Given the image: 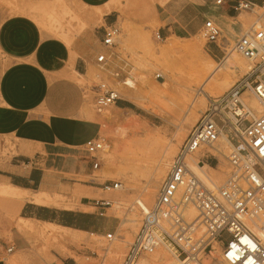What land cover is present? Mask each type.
<instances>
[{
  "label": "rangeland",
  "instance_id": "1",
  "mask_svg": "<svg viewBox=\"0 0 264 264\" xmlns=\"http://www.w3.org/2000/svg\"><path fill=\"white\" fill-rule=\"evenodd\" d=\"M168 2H170L169 6L176 7V11H179L185 5L174 4L178 0H107V4L101 9L90 8L79 0H0V17L5 18L15 14L28 15L42 27L47 35L54 39H60L67 44L71 43L87 27L103 29L111 23L115 25L119 29L115 45L108 49L110 52L103 53L109 56L111 62L105 68L99 65L91 67V77L88 84H107L110 89L116 92L120 99L119 102L123 101L124 105L130 108V110L121 109L117 103L106 107L102 113H98L94 107V99L90 103L92 113L89 114V117L95 118L100 124V137L104 140L105 146L104 150L97 155L100 163L99 168L93 170L92 176L79 177L78 179L83 185L95 187L96 194L94 197L96 201L110 203L109 206L95 205V200L87 203L86 210L98 211V208H101L99 211L105 213L106 218H104V221L102 220V230L97 231L98 229L94 228L85 232L69 226L73 229L54 228L53 231L52 227L42 223L24 221L20 217L22 205H17L15 200L4 198L0 194L1 259L7 257L10 264H122L130 246L139 233L144 217V214L136 209L134 201L136 198H144L149 186L151 172L158 163V156L156 161L151 162L152 164L131 161L129 155L127 156V147L132 143L143 140L146 134H156L166 144L173 143L176 152L168 160V172L158 188V195L169 173L171 163L190 130L205 111L210 108L213 101H217L227 94L248 72H238L236 75H230L228 88L215 87L213 89L210 81L205 79L200 89L194 87L195 90H190L189 93L191 94L188 93L189 97H183L178 91L181 86H193L199 80L197 68L192 62L199 60L201 64L221 66L225 57L236 53L233 51L235 42L248 33L256 19V14L241 11L239 17L231 20L228 24H223L216 17L208 19L216 21L221 27V37L215 44L206 41L202 34V28L195 33L174 31L168 37L164 36L160 31L159 13L162 12ZM111 10L115 11L114 21H105L104 14ZM206 21H204V24ZM102 33L101 31L100 34ZM172 40L197 47L193 57L180 58L179 55L170 57V67L173 68L175 76L173 82L162 68H153L154 62L148 54V49L159 50L167 46ZM251 65L253 66L252 63ZM223 71L224 69L221 68L220 71L216 72V76L222 74ZM117 73L119 76H115ZM143 74H149L151 81L154 83L164 82V86H170V91L162 94H149L146 89L144 91L141 89V95H136L138 100L133 101L132 97L134 96L132 93L126 91L122 95L115 86L116 81H123L130 76ZM157 74H160L161 77L156 78ZM210 74V72L206 73L204 78H207ZM160 86L163 85L160 84ZM205 90L208 93L202 92ZM244 93L256 103L258 102L253 91L248 90ZM129 105L132 107H129ZM191 108L194 111L192 115L186 114V110L188 111ZM224 111L229 112V110ZM108 114L113 115L114 118L109 120L107 118ZM180 116H182V122L176 123V119ZM251 118L253 117L249 116L248 119L251 120ZM127 120L136 121L135 123L139 125L138 129L128 126L126 124ZM187 121H190V124ZM193 121L195 122L193 123ZM217 121L224 125L219 118H217ZM246 125L245 122L239 125V128L243 131ZM224 132L228 134L230 139L234 138L231 141L235 146L238 140L235 135L230 134L229 129L226 127ZM177 134L181 135V139L174 143ZM116 143L118 145L117 151L110 161L106 152L108 150L113 151ZM14 148L15 145L10 138H0V157L10 158L15 153ZM231 150L232 148L226 150L225 157L215 155L216 160L214 158L204 159L203 166L193 164L192 169L198 176L202 178L209 177L214 183L222 184L230 171L226 157ZM196 156V161L202 157L201 154ZM208 165L215 168V170L209 169ZM121 167L125 168L124 173H120ZM104 182H119L122 187L115 191H104L99 185ZM46 193L58 197L63 205L44 206L51 207V209L57 211L59 216L63 215L69 221L73 215L70 211L78 207L82 194L76 192L73 195ZM153 205L154 203L149 205V208H152ZM134 207L135 210L132 211ZM126 217L128 219L134 217L131 223L126 222L128 225L125 223ZM25 225H31L36 229L43 227L49 229L55 233L57 240L40 238L36 230L28 229ZM108 234H113L114 239L111 242L106 239ZM17 241L22 244V251L17 249ZM10 247L14 248L12 253L7 252ZM156 249L150 255L142 256L139 261L150 258L159 249V252L161 250L160 253L167 259L166 264H173L175 257L169 249L165 246H159Z\"/></svg>",
  "mask_w": 264,
  "mask_h": 264
},
{
  "label": "crops",
  "instance_id": "2",
  "mask_svg": "<svg viewBox=\"0 0 264 264\" xmlns=\"http://www.w3.org/2000/svg\"><path fill=\"white\" fill-rule=\"evenodd\" d=\"M79 1L90 8L102 9L107 4V0ZM217 1L178 0L174 4H185L179 11L166 3L159 13L160 31L166 37L174 31L195 33L205 20L216 17L228 24L239 17L233 8L236 0ZM104 15L105 21L113 22L115 11ZM106 27H87L67 44L47 35L28 15L0 17V138H10L15 145L10 158L0 157V185L33 193L82 194L69 220L85 232L101 231L106 218L101 208L86 210L91 201L97 205L95 187L78 179L92 176L85 145L101 131L96 119L89 117L98 84L88 81L90 68L99 65L98 56L110 52L102 44ZM118 104L130 110L123 101ZM20 217L35 221L67 218L32 201L24 202ZM16 247L23 250L20 241ZM0 264L10 262L4 257Z\"/></svg>",
  "mask_w": 264,
  "mask_h": 264
},
{
  "label": "built area",
  "instance_id": "3",
  "mask_svg": "<svg viewBox=\"0 0 264 264\" xmlns=\"http://www.w3.org/2000/svg\"><path fill=\"white\" fill-rule=\"evenodd\" d=\"M233 8L256 14L248 33L233 46L234 52L253 64L252 69L227 94L213 101L190 130L122 264H137L141 256L159 246L167 247L181 264H264V113L250 120V112L240 101L242 94L251 90L264 104V0H236ZM118 34L115 25L107 26L102 44L111 49ZM202 34L208 43L216 44L222 34L221 27L216 21L207 20ZM110 62L106 54L97 58L102 68ZM119 100L107 84L97 85L94 107L98 113ZM232 104L244 111L236 115V125L245 122L247 125L243 131L230 130L238 139L227 156L230 171L222 184L210 185L211 179L198 176L190 162L199 149L212 147L219 140L221 129L227 126L221 110L231 111ZM104 146L100 136L85 145L93 170L99 168L97 155ZM210 158L216 160L210 154L200 161ZM99 185L104 191L122 187L119 182ZM96 204L110 205L107 201ZM190 208L195 209L196 217L186 215ZM106 239L111 242L113 234L106 235ZM7 252L12 253L13 248Z\"/></svg>",
  "mask_w": 264,
  "mask_h": 264
},
{
  "label": "bare ground",
  "instance_id": "4",
  "mask_svg": "<svg viewBox=\"0 0 264 264\" xmlns=\"http://www.w3.org/2000/svg\"><path fill=\"white\" fill-rule=\"evenodd\" d=\"M196 49H197V47H195L193 45L181 44L178 41L172 40L168 43L167 46H165L159 50L148 49V54H149L150 59L154 62V65H152L153 68H162V70H164L165 73H167L168 78L173 82V81H175V76L173 73V68L170 67V62H171L170 57L172 55H175V56L179 55V57L181 56L180 58H184V57L190 58V57H193V54L196 51ZM107 58L110 59L109 56H107ZM222 62H223V64L221 66H212V64L211 65H208L206 63L201 64V61H199V60L193 61L192 63L195 64L197 71H198V74H199V80H198L196 85L181 86L180 89L177 88V89H179L178 91L182 94L183 97H189L188 93L191 92L190 90H195L194 87L197 89H200L202 87V83L204 82L205 79L207 81H210L211 85L213 86V89L215 87L228 88L227 86L230 85V83H229L230 75H232V76L236 75L238 72H243V73L245 71L249 72L252 69V65H251L250 61L248 59L242 57L241 55L236 54V53H233L230 56L225 57ZM221 68H223L224 71L222 72V74L216 76V72L220 71ZM208 72H210L211 74L207 78H204V76ZM156 76L158 78L161 77L160 74L159 75L157 74ZM82 81L83 80H81V82ZM157 83H154L151 81L149 74H145V75L143 74V75H137V76H130L129 78H127L123 81H116L115 86L118 90H120V93L122 95L125 94L126 91H129L128 93H132L134 97H132L131 95H130V97H132L133 101H137L138 100L137 96L141 95V92H140V91H142L141 89H143V91H144V89H146L147 91H149V94H151V93L162 94V93H165L166 91L167 92L170 91V86H168V85L164 86V82L158 81ZM160 84L163 86H160ZM210 90H211V88H210ZM202 92L208 93L207 90L202 91ZM189 94H191V93H189ZM201 100H203V99H201ZM240 101L243 104V106L245 107V109L250 112V115L254 119H257L261 114L264 113V104L262 102H260L258 99H257L258 102L256 103L251 98H249L247 96V94L243 93L241 98H240ZM187 102L189 103V101H187ZM193 112H194L193 108L189 109L188 111L186 110V114L192 115ZM237 114L242 115V114H244V111L242 110L241 107H239L238 105H235V104L231 105V111H229V112L224 111V109L221 110V116L226 119V122H227L226 128L229 129V132H230V130L242 131L236 125V123H237L236 115ZM181 117L182 116H180L179 118L176 119V123H178V122L180 123ZM107 118L110 120V119L114 118V116L111 114H108ZM135 122L136 121H133V120H127L126 124L128 126L135 127L136 129H138L139 125L136 124ZM194 122L195 121H193V123ZM188 123L190 124V121ZM221 130L222 131H221L219 140L212 147H203V148L199 149L198 152L196 153V155L201 154L202 155L201 159L203 157H205L206 155H210V154L225 157L226 156V150H228L229 148L233 149V147H235L231 141V140H234V138L230 139L228 134L224 133V128H222ZM230 134H231V132H230ZM180 139H181V135L177 134L174 138V143L178 142ZM117 147H118V145L116 143L113 151L108 150L106 152L107 156H108L107 158H110V161H111L112 157L114 156V154L116 153ZM126 151H127V156L129 155V159L131 161H134L137 163L147 162L148 164H150L152 161H154V160L156 161V157L158 156V160H157L158 163L156 164V168H154V170L151 172V175L149 174L150 175L149 186L146 190L144 198L143 199L136 198L134 201V205H135L136 209L141 211L145 216V214L151 209V208H149V205H151L155 201V198H156V195L158 192V188H159L160 184L162 183V181L164 180L166 173L168 172V168H169L168 160H169L170 156H172L176 152V148L174 147L173 143H171V142H170V144H166L164 142V140L162 138H160L159 135L146 134V136L143 140H141V141L139 140L138 142L130 144L127 147ZM196 157H194L190 162L191 169H192L193 164H195V166L196 165L197 166L198 165H202V166L204 165V162L200 161L201 159H198L196 161ZM226 159H227V157H226ZM123 165L125 166V164H123ZM219 165H218V167H219ZM207 167H209V169L215 170V168H212L209 165ZM126 168H127V166H126ZM120 169H121L120 173H124L125 168L121 167ZM192 171H194V170L192 169ZM126 176H127V174H126ZM204 180H206V179H204ZM209 184L210 185L211 184L216 185V186L220 185V184L214 183L212 180H210ZM0 194L4 198H11V199L15 200L17 202V205H20V204L23 205L25 201H32L36 204L45 205V206L63 205L60 202L58 197L51 196L50 194H48L44 191H40L39 193L34 194L31 191L22 190L18 187L5 185V184L0 185ZM135 207L132 208V211L135 210ZM135 214L136 213H134V215ZM186 215L190 218H194V217H196L197 213H196L195 209L190 208L189 210L187 209ZM133 218L125 219V223L126 222L131 223ZM21 219H23L24 221H27V222L35 221L34 219L33 220L24 219V218H21ZM36 222L47 225L48 227H52L53 231H54V228L55 229H66V230H72L73 229L69 226L61 225V224H58L57 222H52V221H38L37 220ZM25 227H27L28 229L36 230L37 234H39L40 238L48 239V240L51 239L52 241L57 240L55 233H53V231H51L49 229H46L44 227L41 229H36L31 225H25ZM92 235H95V234H92ZM157 251L158 252L152 254L150 256V258H148V259L144 258L140 261L138 260L139 261L138 264H166V262H167L166 257L160 253L161 250H160V252H159V249ZM218 252L219 251H217V253ZM174 257H175V260H174L173 264L180 263V260L175 255H174Z\"/></svg>",
  "mask_w": 264,
  "mask_h": 264
},
{
  "label": "trees",
  "instance_id": "5",
  "mask_svg": "<svg viewBox=\"0 0 264 264\" xmlns=\"http://www.w3.org/2000/svg\"><path fill=\"white\" fill-rule=\"evenodd\" d=\"M129 107H132L131 105H129ZM52 222H58L62 225H66V226H71V227H75V224L73 222H71L70 220L67 221L65 218H59V219H56L54 218L52 220Z\"/></svg>",
  "mask_w": 264,
  "mask_h": 264
}]
</instances>
